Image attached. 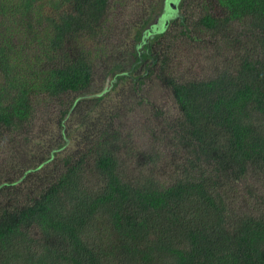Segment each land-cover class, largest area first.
I'll return each mask as SVG.
<instances>
[{"label": "trees", "instance_id": "obj_1", "mask_svg": "<svg viewBox=\"0 0 264 264\" xmlns=\"http://www.w3.org/2000/svg\"><path fill=\"white\" fill-rule=\"evenodd\" d=\"M110 1L0 0V144L21 147L0 172V264H264V0H201L197 16L166 0L122 52L103 39ZM201 34L230 57L183 78L161 48ZM153 81L178 111L154 135L163 163L108 108L119 86L153 106ZM65 95L58 135L29 152L37 102Z\"/></svg>", "mask_w": 264, "mask_h": 264}, {"label": "rangeland", "instance_id": "obj_2", "mask_svg": "<svg viewBox=\"0 0 264 264\" xmlns=\"http://www.w3.org/2000/svg\"><path fill=\"white\" fill-rule=\"evenodd\" d=\"M165 1L111 0L108 15L109 20L104 25L105 35L103 39L107 40L106 43L114 46V48H118L121 52L122 49L131 48L136 37V31L133 30L135 23L145 18L155 7V11L152 14L153 21L150 22L149 20L144 27L154 23L156 18L161 14L160 12L163 9ZM184 1V9L180 7L177 13L179 14L181 11H184L188 15L197 16L200 12V7L198 6L201 5L202 1ZM174 5L178 8L179 3H175ZM168 11L170 10L168 9ZM166 48L162 47L161 50L166 51L168 56L172 58L171 61L173 62V66H176V72L181 74L183 78L210 76L216 70L211 71V67L220 66L224 61L226 62L227 55L229 54L222 40H214L202 34L194 43L186 42L183 38L171 40L167 43ZM122 58L126 62H129L124 57ZM153 82L150 85L153 91L147 95L148 102H151L153 106H147V103L139 105L137 102L139 101L138 98L140 95L137 97V100L134 96L128 95V93L127 95L119 96L121 90L125 89L127 91L126 87L119 86L115 92L107 96L108 99L110 98L109 104L113 106H108V108L109 111L112 110L115 112L117 109L116 106H118L120 116L115 120V123L117 124L116 127H119L124 140L131 142L136 147H143L146 151L152 149V152H154L156 150V153H159L160 160L163 163V158L169 154V151L163 148V144L164 141L168 144V141L162 139L156 140L157 138L154 135H158L159 138L163 130L167 131L164 122L169 126L178 117V111L170 94L162 90L155 83L157 81ZM94 86L96 88L103 87L104 82L96 80ZM71 97L69 95L62 96L61 99H48L44 97L37 102V119L29 127L23 129L27 133L26 136L29 139V146H31L29 152L33 150V145H42L46 139L48 140L49 136L44 134L46 131L52 130L55 132L54 135H58L59 130L56 127V122ZM50 120L53 122L51 123ZM78 120V116L69 114L64 119L65 122L63 121V123L67 124L65 129L74 130L78 126ZM20 150V144L18 143L17 145L16 141H11L6 136L4 142L0 144V172H3L5 167L11 164L12 154L14 152L16 153V151L20 152ZM39 156H41L40 153H38L37 157ZM247 180L251 182L255 181L251 178ZM263 184L253 183V187L250 190H256L257 193H264Z\"/></svg>", "mask_w": 264, "mask_h": 264}, {"label": "water", "instance_id": "obj_3", "mask_svg": "<svg viewBox=\"0 0 264 264\" xmlns=\"http://www.w3.org/2000/svg\"><path fill=\"white\" fill-rule=\"evenodd\" d=\"M168 8H169V10L174 11V9H175L174 2H168ZM166 15L164 16V18H166Z\"/></svg>", "mask_w": 264, "mask_h": 264}, {"label": "flooded vegetation", "instance_id": "obj_4", "mask_svg": "<svg viewBox=\"0 0 264 264\" xmlns=\"http://www.w3.org/2000/svg\"><path fill=\"white\" fill-rule=\"evenodd\" d=\"M175 8H176V6H175ZM175 10H176V9H175ZM156 21H157V20H155L154 23H156Z\"/></svg>", "mask_w": 264, "mask_h": 264}]
</instances>
